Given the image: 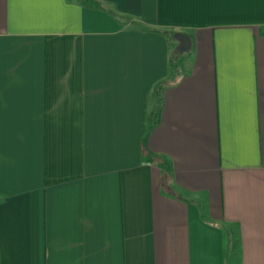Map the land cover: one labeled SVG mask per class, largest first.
<instances>
[{"label": "crops", "instance_id": "1", "mask_svg": "<svg viewBox=\"0 0 264 264\" xmlns=\"http://www.w3.org/2000/svg\"><path fill=\"white\" fill-rule=\"evenodd\" d=\"M90 1L0 0V264H264V0Z\"/></svg>", "mask_w": 264, "mask_h": 264}, {"label": "trees", "instance_id": "2", "mask_svg": "<svg viewBox=\"0 0 264 264\" xmlns=\"http://www.w3.org/2000/svg\"><path fill=\"white\" fill-rule=\"evenodd\" d=\"M82 3H88V2H91L90 0H78ZM94 4V3H93ZM95 5V4H94ZM169 67L170 69H172V71H174L177 67H178V60L176 57H172L170 58V63H169ZM159 99L161 100L162 97L159 96ZM159 113V111L157 112V114Z\"/></svg>", "mask_w": 264, "mask_h": 264}]
</instances>
